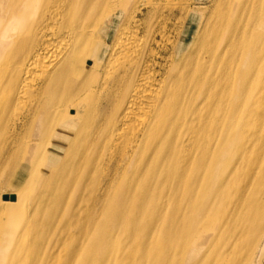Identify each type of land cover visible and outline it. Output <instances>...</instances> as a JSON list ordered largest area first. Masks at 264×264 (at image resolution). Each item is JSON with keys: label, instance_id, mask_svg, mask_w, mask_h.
<instances>
[{"label": "bare ground", "instance_id": "bare-ground-1", "mask_svg": "<svg viewBox=\"0 0 264 264\" xmlns=\"http://www.w3.org/2000/svg\"><path fill=\"white\" fill-rule=\"evenodd\" d=\"M208 3L0 0V264H262L264 0Z\"/></svg>", "mask_w": 264, "mask_h": 264}, {"label": "rangeland", "instance_id": "rangeland-1", "mask_svg": "<svg viewBox=\"0 0 264 264\" xmlns=\"http://www.w3.org/2000/svg\"><path fill=\"white\" fill-rule=\"evenodd\" d=\"M170 0H163L164 3H168ZM175 2H184V3H188V4H192L193 2H196V7H202V8H205L206 6H208V0H174ZM175 12H178L177 9L174 10ZM262 264H264V259H263V262Z\"/></svg>", "mask_w": 264, "mask_h": 264}]
</instances>
